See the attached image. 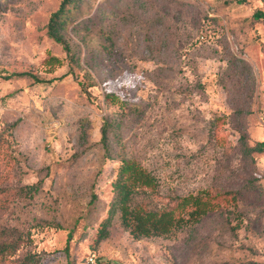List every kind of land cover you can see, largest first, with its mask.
Wrapping results in <instances>:
<instances>
[{"label":"rangeland","instance_id":"rangeland-1","mask_svg":"<svg viewBox=\"0 0 264 264\" xmlns=\"http://www.w3.org/2000/svg\"><path fill=\"white\" fill-rule=\"evenodd\" d=\"M59 1L0 0V241L28 236L0 264L27 251L42 264L264 263V152L241 145L264 141V0H116L109 17L88 0L95 18L64 32L71 63L45 32ZM122 157L158 180L135 202L204 188L239 201L166 236L134 238L117 213L98 238Z\"/></svg>","mask_w":264,"mask_h":264},{"label":"trees","instance_id":"trees-1","mask_svg":"<svg viewBox=\"0 0 264 264\" xmlns=\"http://www.w3.org/2000/svg\"><path fill=\"white\" fill-rule=\"evenodd\" d=\"M89 7L88 0H60L57 7L49 13L45 23L46 35L61 45L70 63L75 62L76 58L64 36V32L71 24L87 22L95 18V15L90 14ZM116 8V0L114 3L113 0H101L96 5V13L98 12L97 14L100 17L106 15L109 17L115 14ZM85 15L87 17L83 18ZM253 17H264V13L256 11L253 13ZM106 38L109 40V44L113 45L111 35H107ZM59 63L60 59L58 57L49 56L48 64ZM69 69L72 70L71 66ZM31 77L34 76L31 75ZM34 80L41 81L36 77H34ZM104 98L112 103L118 101L113 93L104 94ZM112 126L113 124L109 119H105L101 126L100 142L106 151H108L107 135ZM241 145L243 152L247 155L252 152H264V141H257L253 145H248L243 138ZM157 187L156 175L139 160L133 157L120 158L116 166L115 177L112 180L113 195L109 201L106 216L100 221L98 238L106 235L107 227L117 213L119 214L120 224L134 238L166 236L221 209L225 203H232L236 206L239 201V191H216L211 188H204L186 194H175L169 198L168 202L159 207L151 206L147 200L134 201L135 195L139 192H142L145 197H151ZM25 237L21 235L20 231H16L12 239L0 241V261L14 254L23 239H25L24 242H27L28 236ZM65 251L68 255L67 245ZM94 261L96 262V260ZM17 264H42V261L36 253L27 251ZM67 264H69V261H67ZM242 264L264 263L248 262Z\"/></svg>","mask_w":264,"mask_h":264},{"label":"built area","instance_id":"built-area-1","mask_svg":"<svg viewBox=\"0 0 264 264\" xmlns=\"http://www.w3.org/2000/svg\"><path fill=\"white\" fill-rule=\"evenodd\" d=\"M89 260L92 262V258L90 257Z\"/></svg>","mask_w":264,"mask_h":264}]
</instances>
